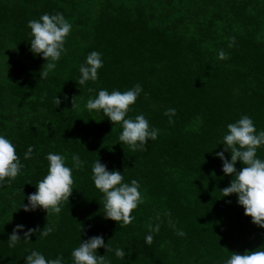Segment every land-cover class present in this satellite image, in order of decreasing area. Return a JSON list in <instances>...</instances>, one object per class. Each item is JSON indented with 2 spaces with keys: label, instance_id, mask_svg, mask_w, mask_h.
Segmentation results:
<instances>
[{
  "label": "trees",
  "instance_id": "obj_1",
  "mask_svg": "<svg viewBox=\"0 0 264 264\" xmlns=\"http://www.w3.org/2000/svg\"><path fill=\"white\" fill-rule=\"evenodd\" d=\"M57 13L72 28L66 52L42 79L47 61L31 51L28 22ZM220 50L228 59L218 58ZM93 51L103 61L98 80L79 85L80 66ZM137 84L142 92L125 118L143 114L159 134L146 150L133 152L119 140L122 124L86 104L100 90L124 92ZM168 109L176 110L172 123ZM245 115L257 134L264 131V0H0V136L23 165L0 186V264H26L32 251L75 264L72 251L94 236L112 249L97 250L108 264H225L233 253L264 250V228L245 215L237 194L221 192L234 176L223 172L216 153L224 151L227 125ZM49 153L72 169V195L59 214L24 211L48 173ZM224 156L231 161L230 151ZM257 158L264 160V145ZM98 160L120 171L123 183L140 184L143 203L127 226L105 218L104 194L92 179ZM243 167L237 161V170ZM149 224H159V232ZM17 225L24 226L21 239L9 247ZM46 225L48 236L23 239Z\"/></svg>",
  "mask_w": 264,
  "mask_h": 264
},
{
  "label": "clouds",
  "instance_id": "obj_2",
  "mask_svg": "<svg viewBox=\"0 0 264 264\" xmlns=\"http://www.w3.org/2000/svg\"><path fill=\"white\" fill-rule=\"evenodd\" d=\"M28 27L31 29V51L36 54H42L47 63L43 66L41 77L47 78L49 73L56 68V62L60 60L62 52H66L64 47L67 36L72 25L65 19L62 13L55 15L44 14L38 20H30ZM235 37L230 38L229 47L234 46ZM218 58L228 59V55L220 50ZM103 67V61L99 52L93 51L88 54L86 64L80 66L81 76L77 81L79 85H84L88 81L98 80V69ZM89 92L94 91L89 88ZM142 86L137 84L134 88L121 92L100 90L95 99H89L86 108L89 111L103 110V113L113 122V124H122V133L119 140L126 144L135 152L137 150H146L145 145L149 139L156 140L159 129L150 128L149 121L143 114L137 115L135 119H126V115L140 93ZM43 99V97H42ZM57 107L61 104L58 96L54 100ZM73 108L77 107L76 97L73 98ZM176 114L175 109H168L165 115L171 117ZM87 122V121H85ZM98 122V121H97ZM228 134L223 137L225 145L224 151L216 153L223 161V172L226 175L234 176L230 186L224 188L221 192L223 197L232 194L238 195V203L244 207L245 215L252 218V222L259 227L264 228V160L257 158V149L264 145V131L256 133L253 120L245 115L235 123L227 125ZM230 151L231 161L224 156V152ZM33 148L29 147L25 153V159L31 158ZM49 162L47 175L38 183L37 191L28 197L29 204L24 205V211H33L42 208L47 211L48 216L59 214L61 205L69 201L73 192L74 179L72 169L65 166V158L61 155L49 153L46 157ZM74 166L77 169L83 167V161L78 155H73ZM241 161L245 167L237 170L236 163ZM23 165L16 154L14 145L4 136H0V186L3 185L6 178L8 182L14 180L20 173ZM92 179L98 190L104 194V215L106 219H111L120 225L127 226L133 220L132 212L143 203L140 184L133 179L131 184L123 183V175L118 170L109 171L107 166L100 160L94 162L92 167ZM171 215L170 213H166ZM159 214L157 219H159ZM171 227L175 225L169 221ZM23 225H17L10 235L9 247H15L21 237L18 233L23 230ZM150 232H159L160 225L153 226L149 224ZM52 229L46 225L40 229H29L24 233V240H31V236L40 233L41 237H46ZM184 236L183 231L177 232ZM145 242L151 245L153 236L147 235ZM106 247L107 252L112 251L108 244H105L103 237L94 236L75 248L71 256L75 264H108L105 255L98 256L97 250ZM115 255L121 259L124 258L123 249H116ZM63 257L52 260H46L44 255L38 251H32L26 257V264H62ZM225 264H264V250L246 252L245 254L233 253L231 258Z\"/></svg>",
  "mask_w": 264,
  "mask_h": 264
}]
</instances>
